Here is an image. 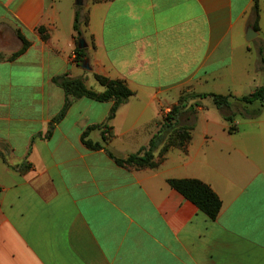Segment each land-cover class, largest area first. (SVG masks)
Returning <instances> with one entry per match:
<instances>
[{"label":"crops","instance_id":"1","mask_svg":"<svg viewBox=\"0 0 264 264\" xmlns=\"http://www.w3.org/2000/svg\"><path fill=\"white\" fill-rule=\"evenodd\" d=\"M76 12L59 0H0V264H264V104L253 117L234 100L232 123L214 103L186 110L191 141L164 152L162 140L155 167L108 155L148 147L162 111L186 94L242 98L263 87L264 0H91L80 27L87 74L72 57ZM18 31L30 47L10 60ZM88 74L123 80L134 95L112 120L113 102L75 99L49 132L65 104L53 78ZM89 127L102 149L82 143ZM171 179L209 185L217 219Z\"/></svg>","mask_w":264,"mask_h":264},{"label":"trees","instance_id":"2","mask_svg":"<svg viewBox=\"0 0 264 264\" xmlns=\"http://www.w3.org/2000/svg\"><path fill=\"white\" fill-rule=\"evenodd\" d=\"M94 3L100 1H110V0H92ZM256 14L258 10L256 9ZM42 37L47 38L45 30L43 28L39 29ZM74 32L76 38V63L80 66L83 65L84 60L87 58L86 49H79V39L83 37L82 31L80 28L79 13L76 12V17L74 21ZM18 38L22 42L20 50L14 53L9 59L13 60L20 55L24 54L27 49L30 47V42L23 36V34L18 31ZM261 62L264 67V55L263 52L260 53ZM94 78L98 84L104 89L103 91H97L94 88L88 87L85 83L83 77L72 78L68 75H63L53 78V82L60 87L65 94V104L58 114V116L53 120V123L50 126L49 132L53 129V124L60 122L66 115L71 103L75 99L87 98L92 101L107 103L113 102L108 120H112L119 109V107L124 104L128 99H130L134 93L127 86L126 82L123 80H113L101 75L94 74ZM211 98L217 109H219L224 116V119L232 123L235 118V114H228L230 111L233 101L236 100L239 102L243 109L247 111V107L253 105L256 102H259L261 105L264 104V86L257 89L253 94L242 97L234 98L233 96H223L216 94H186L182 96L178 103L173 106L171 113L168 114L163 119V125L160 129L158 135H155L148 147L143 148L139 153L129 155L126 158H120L108 151V155L112 158L115 163L120 167L126 166H136V167H155L156 164L153 162L154 152L157 149L158 145L162 140L167 139V142L163 148V151L166 152L168 148L172 146L186 148L192 138V125H181L180 117L185 112L187 108L188 101L190 99L195 100H204ZM199 102L194 103L190 106L192 108L187 112L195 114V108L200 107ZM253 117L259 115V111L252 113ZM94 128L98 127H89L82 135V143L86 148L90 150L102 149L103 146L100 143H94L93 141L87 139L89 132ZM99 128H102L101 126ZM234 129L231 128L230 132H233ZM169 134V136H167ZM2 151L0 150V156ZM170 187L180 193L186 200L193 203L200 211H202L206 216L211 220L217 219L218 215L222 209V201L216 195V193L211 189V187L204 182L196 179H171L168 181ZM1 196V189H0Z\"/></svg>","mask_w":264,"mask_h":264},{"label":"rangeland","instance_id":"3","mask_svg":"<svg viewBox=\"0 0 264 264\" xmlns=\"http://www.w3.org/2000/svg\"><path fill=\"white\" fill-rule=\"evenodd\" d=\"M59 1H62V2H65V3H70V4H72V3H74V5H75V7H76V10H77V12L79 13V20H80V27L81 28H84V22H83V19H84V17H85V13H86V11H87V9H88V7L91 5V0H79L81 3H82V5H77V0H59ZM75 21V20H74ZM76 35V34H75ZM72 57H73V60L74 61H76V53L74 52V53H72ZM80 66V65H79ZM80 67H82V66H80ZM87 73H89V72H87V70L85 71V74H87ZM84 79H85V83H86V85L88 86V87H91V88H100V85L98 84V82L96 81V79L94 78V74L91 76V74H88L86 77H83ZM85 99H87V98H85ZM86 101H92V100H90V99H87ZM196 102H199L200 104H201V106H205V107H209V108H212V105H213V102H212V99L211 98H207V99H204V100H195V99H190L189 101H188V104H187V108L185 109V111L186 110H188L189 109V111L192 109V108H190V106L191 105H193L194 103H196ZM259 103V102H258ZM95 105H99V104H95ZM101 105V104H100ZM249 108H250V111L251 112H257L258 110H259V106H257V104H253V105H250V106H248ZM172 108H173V106L170 108V107H168V108H166V109H170V110H172ZM166 109H164L163 111H162V116H163V118H164V113H165V110ZM196 109V108H195ZM243 109V108H242ZM240 110L241 109H239V108H235L234 109V111H237V112H240ZM230 113V112H229ZM185 118L186 117H183L182 119H181V122H180V124L181 125H186L185 124ZM236 118L237 119H242L241 118V115H237L236 116ZM193 121V120H192ZM192 121H190L189 122V124H191L192 123ZM167 136H169V134L167 135Z\"/></svg>","mask_w":264,"mask_h":264},{"label":"water","instance_id":"4","mask_svg":"<svg viewBox=\"0 0 264 264\" xmlns=\"http://www.w3.org/2000/svg\"><path fill=\"white\" fill-rule=\"evenodd\" d=\"M77 5H82V3H81L79 0H77ZM256 35H257V33L254 31L253 28L250 27V28L248 29L247 39H248V40H251V39H253L254 37H256ZM87 46H88V45H87L85 39H84L83 37L80 38V39H79V44H78L79 49H86ZM82 67H83L85 70H91V69H90V66H89V61H88V59H85V60H84V63H83V65H82Z\"/></svg>","mask_w":264,"mask_h":264},{"label":"built area","instance_id":"5","mask_svg":"<svg viewBox=\"0 0 264 264\" xmlns=\"http://www.w3.org/2000/svg\"><path fill=\"white\" fill-rule=\"evenodd\" d=\"M171 113V110L170 109H166L165 110V113H164V118Z\"/></svg>","mask_w":264,"mask_h":264}]
</instances>
